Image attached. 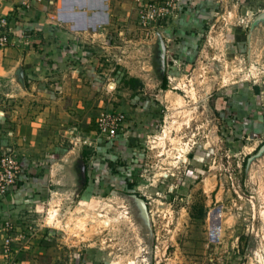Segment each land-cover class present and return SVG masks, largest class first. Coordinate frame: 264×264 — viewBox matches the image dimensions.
Listing matches in <instances>:
<instances>
[{
    "label": "rangeland",
    "instance_id": "rangeland-1",
    "mask_svg": "<svg viewBox=\"0 0 264 264\" xmlns=\"http://www.w3.org/2000/svg\"><path fill=\"white\" fill-rule=\"evenodd\" d=\"M111 5L82 49L97 79L12 134L36 181L0 264H264V0ZM102 113L124 115L110 139Z\"/></svg>",
    "mask_w": 264,
    "mask_h": 264
},
{
    "label": "crops",
    "instance_id": "crops-1",
    "mask_svg": "<svg viewBox=\"0 0 264 264\" xmlns=\"http://www.w3.org/2000/svg\"><path fill=\"white\" fill-rule=\"evenodd\" d=\"M111 14V0H0V16L8 18L13 31L12 43L0 49V95L17 99L15 109L10 111L12 118L7 120L5 111L0 113V148L6 144L17 146L25 172L21 187L10 193L12 205L25 202L35 183L32 169L26 168L20 152L26 135L19 136L16 142L12 134L19 131L21 120L34 122L52 103L54 107L75 106L79 94L71 82L74 77L97 79L93 76L96 59L85 57L86 50L82 49ZM34 101L39 105H33ZM27 111L30 113L25 116ZM20 115L25 118H17Z\"/></svg>",
    "mask_w": 264,
    "mask_h": 264
},
{
    "label": "built area",
    "instance_id": "built-area-1",
    "mask_svg": "<svg viewBox=\"0 0 264 264\" xmlns=\"http://www.w3.org/2000/svg\"><path fill=\"white\" fill-rule=\"evenodd\" d=\"M155 6L151 5L146 11V17H153ZM144 16V15H143ZM12 28L6 16H0V49L6 48L12 43ZM122 113H102L97 119V131L107 139L114 137L123 121ZM25 181V172L21 165V159L13 144H6L0 148V210L10 203L11 191ZM6 223L9 221L6 220Z\"/></svg>",
    "mask_w": 264,
    "mask_h": 264
},
{
    "label": "trees",
    "instance_id": "trees-1",
    "mask_svg": "<svg viewBox=\"0 0 264 264\" xmlns=\"http://www.w3.org/2000/svg\"><path fill=\"white\" fill-rule=\"evenodd\" d=\"M236 41L238 42V43H241L242 45H244V43H245V39H237L236 38ZM131 81H136L135 80V78H131ZM161 86L163 87V88H165V86H166V79H164L163 78V80H162V82H161ZM217 105H216V107H215V110L216 111H219V110H224L225 109V107H226V105H227V101L226 100H224V99H222V98H217ZM129 185V187L131 188L132 187V185L131 184H128ZM15 201V200H14Z\"/></svg>",
    "mask_w": 264,
    "mask_h": 264
},
{
    "label": "water",
    "instance_id": "water-1",
    "mask_svg": "<svg viewBox=\"0 0 264 264\" xmlns=\"http://www.w3.org/2000/svg\"><path fill=\"white\" fill-rule=\"evenodd\" d=\"M140 201H141L142 203H144V201H143L142 199H141Z\"/></svg>",
    "mask_w": 264,
    "mask_h": 264
}]
</instances>
